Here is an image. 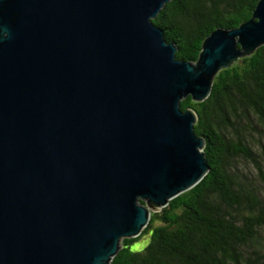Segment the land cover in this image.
<instances>
[{"label": "water", "instance_id": "95a60500", "mask_svg": "<svg viewBox=\"0 0 264 264\" xmlns=\"http://www.w3.org/2000/svg\"><path fill=\"white\" fill-rule=\"evenodd\" d=\"M170 1L0 0V264H110L208 174L181 102L264 46V0L197 62L153 21Z\"/></svg>", "mask_w": 264, "mask_h": 264}, {"label": "trees", "instance_id": "16d2710c", "mask_svg": "<svg viewBox=\"0 0 264 264\" xmlns=\"http://www.w3.org/2000/svg\"><path fill=\"white\" fill-rule=\"evenodd\" d=\"M258 2L172 0L153 21L176 45L177 59L197 62L212 32L249 21ZM181 109L198 116L210 170L152 212L140 236L123 239L110 264H264V46L221 70L205 101L189 96Z\"/></svg>", "mask_w": 264, "mask_h": 264}, {"label": "rangeland", "instance_id": "374dc122", "mask_svg": "<svg viewBox=\"0 0 264 264\" xmlns=\"http://www.w3.org/2000/svg\"><path fill=\"white\" fill-rule=\"evenodd\" d=\"M149 239V235L146 234L144 236H142L139 240H137V242L133 245V250L137 251L142 249L145 245L144 243Z\"/></svg>", "mask_w": 264, "mask_h": 264}]
</instances>
